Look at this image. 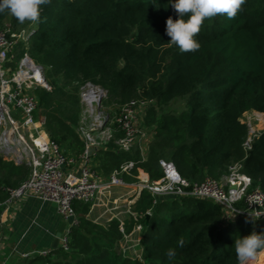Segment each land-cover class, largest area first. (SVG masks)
Returning <instances> with one entry per match:
<instances>
[{
  "label": "trees",
  "instance_id": "obj_1",
  "mask_svg": "<svg viewBox=\"0 0 264 264\" xmlns=\"http://www.w3.org/2000/svg\"><path fill=\"white\" fill-rule=\"evenodd\" d=\"M167 4L49 0L41 5L35 24L20 23L5 10L0 12V29L27 34L26 40H17L7 66L14 54L27 55L41 66L50 89L34 90L36 117L69 157L77 158L84 150L77 131L79 89L84 84L106 91L117 111L131 101L152 102L142 117V126L152 131L145 156L137 144L121 150L116 141L122 133L114 125L113 138L95 155V171L102 176L133 162L130 175L141 169L155 181L162 176L163 160L187 181L201 182L219 180L238 164L252 187L264 194V131L247 150V127L241 122L247 112L264 115V0H246L233 19L223 14L205 19L196 52H181L168 42L166 20L178 17ZM28 175L27 165L0 157V203L8 196L5 189L17 187ZM123 180L134 179L123 173ZM152 201L143 190L135 207L137 220L122 227L113 220L107 228L87 220L89 206L79 204L81 217L70 230L68 250L57 248L46 256L21 259L20 264H238L235 238L264 232V219L226 223L220 206L208 200ZM136 224L142 228L141 256L130 259L119 246ZM169 248L176 252L171 260Z\"/></svg>",
  "mask_w": 264,
  "mask_h": 264
},
{
  "label": "built area",
  "instance_id": "obj_2",
  "mask_svg": "<svg viewBox=\"0 0 264 264\" xmlns=\"http://www.w3.org/2000/svg\"><path fill=\"white\" fill-rule=\"evenodd\" d=\"M23 34L0 29V157L14 164L21 161L29 167V175L17 187L5 189L8 196L0 203V212L27 198L54 204L65 223L58 248L67 251L70 230L78 225L73 203L91 205L101 192L125 186L121 174L132 170L134 163H126L107 178L99 176L89 165L90 153L104 147L113 138L105 128L109 117L103 116L100 110L106 91L91 83L79 89L81 116L77 131L84 144L82 154L75 160L65 155L48 137L43 120L36 117L38 102L34 90L37 87L50 89L41 66L25 55L19 60L16 73L10 74L11 70L7 68L8 55L19 38L25 40L21 37ZM21 66L24 69H20ZM151 103L131 101L112 118L116 129L122 133L116 141L121 150L128 151L135 144L150 140L152 131L142 126V117ZM252 121L256 123L255 128ZM241 122L247 127L244 147L248 150L264 131V115L247 112ZM159 167L162 176L158 180L149 181L145 177L136 184L141 191H148L153 205L160 197H190L220 206L226 223L264 219V194L259 188L252 187L250 178L240 172L238 164L230 166L228 174L219 180L206 178L201 182L182 178L171 162L160 160ZM145 216L150 217L151 211H146ZM136 227L141 231L140 225ZM49 252L23 254L22 258L46 256Z\"/></svg>",
  "mask_w": 264,
  "mask_h": 264
},
{
  "label": "crops",
  "instance_id": "obj_3",
  "mask_svg": "<svg viewBox=\"0 0 264 264\" xmlns=\"http://www.w3.org/2000/svg\"><path fill=\"white\" fill-rule=\"evenodd\" d=\"M148 142L138 143L142 157L146 154ZM98 150L90 153L89 165L94 171L97 166L95 155ZM130 171L126 174L134 180L128 182L123 180L125 186L113 187L101 192L95 202L88 205V213L85 215L87 220L104 228H107L113 220L118 221L121 227L124 223L129 226L133 220H137L135 207L143 190L141 191L136 184L140 178L144 179L148 175L141 169H137L136 176L130 175ZM95 172L102 178H107L113 173L102 176ZM121 178L123 179V174ZM79 204L86 205L78 201L73 203L77 220L81 217L76 210ZM63 223L54 204L36 198L24 199L0 212V264H20L23 254L52 251L55 234ZM136 226L137 224L123 237L119 246L123 256L130 259L141 256V231L137 230Z\"/></svg>",
  "mask_w": 264,
  "mask_h": 264
},
{
  "label": "clouds",
  "instance_id": "obj_4",
  "mask_svg": "<svg viewBox=\"0 0 264 264\" xmlns=\"http://www.w3.org/2000/svg\"><path fill=\"white\" fill-rule=\"evenodd\" d=\"M49 0H0V12L7 10L20 23L25 21L37 23L40 19L41 5ZM246 0H168L175 10L177 19L169 16L166 20L168 41L181 52H196L201 47L197 37L201 25L207 18L219 14L233 19L242 10ZM234 248L238 264H249L260 250H264V232L253 230L250 234L235 238ZM171 260L175 257V249L166 252Z\"/></svg>",
  "mask_w": 264,
  "mask_h": 264
},
{
  "label": "rangeland",
  "instance_id": "obj_5",
  "mask_svg": "<svg viewBox=\"0 0 264 264\" xmlns=\"http://www.w3.org/2000/svg\"><path fill=\"white\" fill-rule=\"evenodd\" d=\"M23 33V32H22ZM27 35V34H26ZM25 35V33L23 34V36H21L22 38H24L25 40H26V38H27V36ZM15 53L16 52H18V48H16L15 49V51H14ZM22 57H19V56H17V57H15V54H14V58H12L11 57V59H12V64L9 66H7V68H9L10 70H11V72H10V74H13V73H16V71L18 70V67H19V60L21 59ZM100 110H101V112H102V114H103V116H108L109 117V122L107 123V125L105 126V128H106V131L107 132H109L112 136L114 135V123H113V117L115 116V115H117L118 114V112L120 111V109H119V111H117V109H116V107L114 106V104H112V103H109V101L107 100V96H106V98L105 99H103V102H102V106H101V108H100ZM86 116H88L89 117V114L88 113H86ZM247 117L249 118V116L247 115ZM242 121H243V117H242ZM246 121V118L244 117V122ZM251 124H252V127L253 128H255V124L253 123V121L251 122ZM77 130H78V128H77ZM262 252H264V250H262V251H260V252H258L257 253V255H256V257L258 256V255H260V253H262ZM136 257H134V259H135ZM254 261V260H253ZM251 262L252 261H249V264H251ZM252 264H264V255L262 256V259H261V262H259L258 261V259L256 258L255 259V261H254V263H252Z\"/></svg>",
  "mask_w": 264,
  "mask_h": 264
},
{
  "label": "water",
  "instance_id": "obj_6",
  "mask_svg": "<svg viewBox=\"0 0 264 264\" xmlns=\"http://www.w3.org/2000/svg\"><path fill=\"white\" fill-rule=\"evenodd\" d=\"M20 69H24V67L21 66ZM106 121L107 120H105V122ZM17 164L20 165L21 164V161H18ZM146 220H148V217L147 216H146ZM64 228H65V224L63 223L60 226V228L58 229V231L56 232L55 237H54V240H53V243H52V246H51V249L52 250H55V249L58 248L59 239L61 237V233L63 232Z\"/></svg>",
  "mask_w": 264,
  "mask_h": 264
},
{
  "label": "bare ground",
  "instance_id": "obj_7",
  "mask_svg": "<svg viewBox=\"0 0 264 264\" xmlns=\"http://www.w3.org/2000/svg\"><path fill=\"white\" fill-rule=\"evenodd\" d=\"M35 77H39V75L36 73ZM264 255V252H262V255L258 257V261L261 262L262 256Z\"/></svg>",
  "mask_w": 264,
  "mask_h": 264
}]
</instances>
